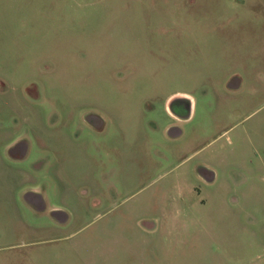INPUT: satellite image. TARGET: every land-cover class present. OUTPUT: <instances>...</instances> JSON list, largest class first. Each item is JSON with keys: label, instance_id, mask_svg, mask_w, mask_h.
Here are the masks:
<instances>
[{"label": "rangeland", "instance_id": "rangeland-1", "mask_svg": "<svg viewBox=\"0 0 264 264\" xmlns=\"http://www.w3.org/2000/svg\"><path fill=\"white\" fill-rule=\"evenodd\" d=\"M0 264H264V0H0Z\"/></svg>", "mask_w": 264, "mask_h": 264}, {"label": "crops", "instance_id": "crops-1", "mask_svg": "<svg viewBox=\"0 0 264 264\" xmlns=\"http://www.w3.org/2000/svg\"><path fill=\"white\" fill-rule=\"evenodd\" d=\"M173 94H171L170 96H168V98L166 99V102H165V108H167V103H168V100L170 99V97L172 96ZM188 96V95H187ZM192 104H193V102H192V98H190L189 99V105L187 106V107H189V110H191V108H192ZM168 110V109H167ZM168 112L172 115V116H174V117H176L173 113H171L169 110H168ZM189 113H190V111H189ZM59 150V147H58V145H55V146H52V145H47L46 147H45V149H44V151L46 152V153H55V152H57ZM28 150L26 149L25 150V152H21V155H26V152H27ZM17 155H19L18 153H16V154H14V156H12V158L13 157H16ZM18 157V156H17ZM28 198H29V200L31 201V203H33V204H35V205H38V206H40V205H42V207H43V205L45 204V201H44V198L42 197V195L40 194V193H31L29 196H28ZM52 208H55V209H57V207L56 206H54V207H52ZM65 214V213H64ZM156 220L154 221V223H151L150 225L148 224V230L149 231H152V230H155L156 228H157V226H156Z\"/></svg>", "mask_w": 264, "mask_h": 264}]
</instances>
